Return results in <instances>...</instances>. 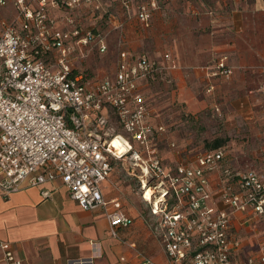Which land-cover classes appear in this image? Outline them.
Segmentation results:
<instances>
[{"label":"built area","instance_id":"1","mask_svg":"<svg viewBox=\"0 0 264 264\" xmlns=\"http://www.w3.org/2000/svg\"><path fill=\"white\" fill-rule=\"evenodd\" d=\"M76 1L0 0V8L11 11L9 19L0 20V195L58 180L81 209H104L109 234L115 236L116 227H127L131 220L116 199H103L100 183L121 156L110 146L118 136L127 146L122 155L149 177L138 180V191L166 264H264L262 245L256 255L237 260L239 241L230 234L233 213L264 221V175L236 166L222 147L168 168L155 157L142 159L140 150L153 152L147 141L162 128L148 124L139 85L150 72L174 64L167 53L165 64L157 65L145 54L120 49L110 76L95 79L78 71L70 59L74 46L93 43L100 53L106 46L99 33L60 25L54 10L71 8ZM136 17L147 26L143 6ZM225 59L215 62L212 75L231 73ZM143 185L151 189L150 200L143 198ZM215 199L227 210L216 208ZM0 264L25 263L15 257L12 245L0 241ZM67 264H91V258ZM137 264L156 263L138 254Z\"/></svg>","mask_w":264,"mask_h":264},{"label":"crops","instance_id":"2","mask_svg":"<svg viewBox=\"0 0 264 264\" xmlns=\"http://www.w3.org/2000/svg\"><path fill=\"white\" fill-rule=\"evenodd\" d=\"M168 5L172 15L165 20L166 52L158 59L131 54H145L159 65L165 64L162 55H169L174 68L160 73L186 113L213 106L237 127L233 136L264 138V0H182L178 7ZM10 17L8 8H0V20ZM220 57L231 67L227 77L212 75ZM111 169L100 183L102 197L116 199L119 211L131 220L127 227H116L115 236L109 234L104 209H81L58 180H51L0 195V241L12 245L15 257L25 264H67L86 257L91 264H137L138 254L166 264L146 224L148 208L138 195H130L128 204L126 195L114 188ZM230 234L239 241L237 260L254 256L264 246V221L248 218L247 212L233 213Z\"/></svg>","mask_w":264,"mask_h":264},{"label":"rangeland","instance_id":"3","mask_svg":"<svg viewBox=\"0 0 264 264\" xmlns=\"http://www.w3.org/2000/svg\"><path fill=\"white\" fill-rule=\"evenodd\" d=\"M181 2L182 0H77L76 5L71 8H58L57 19L63 27L69 29L77 26L81 32L90 30L104 38L106 49L102 53L97 51L93 43L74 46L70 51V59L77 70L96 79L110 76L115 55L120 49L129 53H147L153 59H158V54L166 52L168 38L165 37V20L172 15L168 4L173 3L178 7ZM139 6H143L149 13L147 26L136 17ZM176 12L177 10L175 14ZM151 58L149 59L153 60ZM162 73L150 72L149 77L144 78L139 85V92L144 96L148 111V124L152 129L162 128L158 132H152L147 141L148 150L152 149L153 152L146 153L134 145L142 152L141 158L146 160L155 157L161 166H172L209 150L212 140L219 138L223 140L219 147L224 149L229 158L234 160L235 156L239 161L236 166L251 167L264 175V138L233 136L232 130L237 127L213 106L194 114L186 113L173 99V87ZM115 131L124 136L119 128ZM124 156L121 155L112 163L111 176L114 188L122 191L128 204H131L130 195H138L140 198L138 180H149V177L143 176L138 167H132V161ZM148 184L151 187L154 180ZM142 205L144 209L148 208L144 202Z\"/></svg>","mask_w":264,"mask_h":264},{"label":"bare ground","instance_id":"4","mask_svg":"<svg viewBox=\"0 0 264 264\" xmlns=\"http://www.w3.org/2000/svg\"><path fill=\"white\" fill-rule=\"evenodd\" d=\"M110 146L113 148V150L117 155H122L127 151V146L121 141L120 137L118 136H114L111 138ZM143 188H144V194H143L144 200H150L151 189L146 187V185H143Z\"/></svg>","mask_w":264,"mask_h":264},{"label":"trees","instance_id":"5","mask_svg":"<svg viewBox=\"0 0 264 264\" xmlns=\"http://www.w3.org/2000/svg\"><path fill=\"white\" fill-rule=\"evenodd\" d=\"M223 140L219 139V138H215L212 140L209 148L210 149H214V148H217L219 147L221 144H222Z\"/></svg>","mask_w":264,"mask_h":264}]
</instances>
